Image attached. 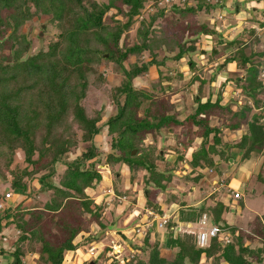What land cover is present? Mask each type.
Masks as SVG:
<instances>
[{
	"label": "trees",
	"instance_id": "1",
	"mask_svg": "<svg viewBox=\"0 0 264 264\" xmlns=\"http://www.w3.org/2000/svg\"><path fill=\"white\" fill-rule=\"evenodd\" d=\"M188 1L166 5L154 0L153 11H148L150 0H0V48L6 47L10 52L0 59V161L10 170V191L23 196L13 205L15 211L10 212L12 205L7 204L0 209V255L12 257L6 264H66L69 252L101 241L113 216L107 221L106 204L94 202L87 190L94 189L102 179L97 168L101 151L92 144L104 129L111 141L105 163L123 164L131 173L142 168L148 174L145 182L161 191L171 174L160 169L158 161L164 162V152L153 153L148 136L155 138L164 132L186 148L194 139H200L190 154L193 168L215 165L213 154L228 161L232 147L242 151L241 161L264 156V31L261 37L253 28L249 30L255 47L247 54L243 42L224 39L215 22L211 26L196 20L198 13L213 6L211 0H195L194 4ZM230 3L224 0L222 8ZM240 4L236 2L237 6ZM42 16L53 25L56 38L49 40L45 48L29 53L31 41L20 33V27L33 17ZM159 18L164 21L161 26L155 25ZM133 26V41L128 42ZM202 37L216 38L223 50L231 48L228 58L217 67L220 70L231 63L240 70V75L226 78L222 86L233 84L232 91L245 97L242 104L237 105L236 98L222 104L224 90L217 92L214 101L210 92L204 95L202 90L206 83L215 81L216 71L208 79L193 73L189 83L198 85L191 111L176 108V86H164L165 82L180 78L179 74L162 76L157 71V79L148 88L134 85V79L146 75L152 66L164 65L165 57L156 59L162 48L168 52L176 49L170 58L179 61L196 49ZM145 54L148 60L143 58ZM216 54L217 49L212 48L211 57ZM102 65H110L122 76L109 89L116 110L104 122L102 113L89 109L85 102L90 89L101 87L106 81ZM187 65L191 69L196 66L190 58ZM236 106L237 110L233 109ZM226 112L231 115L226 116ZM212 118L218 123L212 124ZM241 129L245 132L237 140H222L227 131ZM80 141L91 145L68 159V153ZM17 150L23 152L22 167H12ZM134 150L137 154H133ZM177 159L181 160L182 154ZM57 163L64 169L58 183H53L48 178L56 174ZM260 169L264 172L263 167ZM0 176L7 178L1 169ZM33 180L49 196L42 206L28 208L33 200L31 194L35 193ZM24 201H29L27 206ZM155 203L148 201L152 214L161 217L164 213ZM165 203L177 205L176 220L165 224V248L172 250L173 255L162 253L160 241L152 239L151 227L141 245L129 240L133 249H148V258L129 253L121 257L120 264H264V216H256L247 229L225 226L230 233L226 244L214 237L202 246L197 243L196 232L189 228L199 224L203 215L211 214L215 224L221 222V213L228 207L220 201L213 206L188 205L175 195H170ZM179 223L188 227H179ZM94 225L96 229L92 231ZM257 238L262 245L252 246ZM8 239L12 245L5 248ZM31 254L36 257L30 260ZM112 261L119 262L114 256ZM91 263L97 264L95 259L88 261Z\"/></svg>",
	"mask_w": 264,
	"mask_h": 264
},
{
	"label": "rangeland",
	"instance_id": "2",
	"mask_svg": "<svg viewBox=\"0 0 264 264\" xmlns=\"http://www.w3.org/2000/svg\"><path fill=\"white\" fill-rule=\"evenodd\" d=\"M148 4V11H153L154 0H150ZM185 1V0H184ZM183 0H174V3H182ZM251 1V3H250ZM172 2H165L166 5H170ZM189 4H194L195 0H189ZM164 3V2H162ZM213 6L209 8L207 12L201 11L198 13L196 20L199 22L205 21L210 23L209 25L214 26L211 22H215L217 29L222 33L224 39L237 38L243 42V49L245 53L249 54L255 45H252L253 37L249 33L252 27V23H260L261 17L264 16V10H260L259 6L264 9V0H245V6L242 2L238 11L235 7L229 10L228 8H222L224 0L216 1L211 0ZM150 4L151 7H150ZM155 25H163L164 21L162 19L156 20ZM129 32L128 42L133 41L134 29ZM20 33H25L27 39L31 41V48L29 53L36 52L39 48L47 45L49 40L55 39L56 34L53 29V25L47 21L46 16L40 18L33 17L32 19L26 21L20 27ZM261 33V32H260ZM262 37V34H260ZM217 39L214 37H202L199 38L196 43V49L190 52L179 61H174L170 57L175 54L176 49L172 52H168L165 48L156 53V59L160 61L164 57V65L159 67L152 66L149 72L141 78L134 79V85L136 87L148 88L149 84L157 79V71H160L162 76H174L181 75L180 78L172 80L170 83L165 82L164 86L169 84L176 86L179 92L173 96L175 105L177 109L182 107L192 109V96L197 92L198 82L189 83L193 73L200 75L204 79H208L211 74L216 71L217 77L213 83H206L203 90L204 95L211 93V100L216 99L217 92H222V104H226L231 99H237V105L242 104L245 97L237 92H233V84L223 85V81L230 77H236L240 75V70L235 64H227L225 68L218 69L217 64L222 63L231 51V48L226 50L222 49V45L216 43ZM173 44V41L170 42ZM224 47V46H223ZM257 47H261L258 44ZM212 48H216L218 54L211 57L210 52ZM9 50L4 47L0 48V59L9 55ZM106 56V54H105ZM148 60V54L143 57ZM192 59L196 66L195 69L188 67V60ZM133 58H131L132 61ZM127 64V63H126ZM224 67V64L222 65ZM101 70L104 71L106 76V81L101 87H92L86 97V104L89 109H97L102 113V122L107 119L108 116L113 114L116 110L114 102L110 98L109 89L114 85L118 84L122 78L121 74L113 71L111 66L102 65ZM189 84V85H188ZM181 90V91H180ZM230 97V98H229ZM205 99V98H204ZM143 107V106H142ZM234 107L233 109L237 110ZM226 116H230L231 112L224 113ZM184 115H182L183 117ZM264 122V121H263ZM212 124L218 123L216 118H212ZM177 131H180L177 129ZM166 133H160L155 138L148 136V145H152L154 150L153 153H157L158 150L164 152L163 160L164 162L158 161L159 167L165 174H171L170 181L166 183V188L160 190L153 183H146L145 178L147 177V172L139 168L136 172L131 173L127 166L120 163L108 164L105 163L108 151H110V139L106 135L105 129L96 136L92 147L101 151V164L98 165V170L102 175L100 183L94 189H88L87 193L96 203H105L106 209H104L105 218L110 221L113 216V220L109 228L101 236L100 242L96 244L91 242L90 245L81 246L75 252H69L65 259L66 264L74 260L79 263L88 264L90 260H96L97 264H112L113 256L120 264L121 257L123 255H129V253H135L137 256L144 259L148 258L149 250L139 251V249H133L131 243L134 245H141L143 243V238L146 230L153 228V237L160 241V247L163 254L167 256H172L173 251L167 250L165 248L166 240V227L163 224V218L157 217L156 214H152L153 210L148 205L150 203H155L161 208L162 214H166L165 220L177 218V205H167L166 199H169L170 195H175L177 199L183 200L188 205H200L213 206L219 200L223 199V205L228 207V210L223 209L221 213V222H218L222 229H227L225 226L229 227H240V229H247L250 222H252L256 216H264V172L261 171V167L264 168V156L260 154L259 156H253L251 158H257L255 161L254 172L250 173L245 184L240 181V174L233 170L235 164L230 162V159L236 161L238 166L239 155L242 151L240 148L232 147L230 148L231 157L228 161L225 158L219 157L217 154H213V159L215 165L204 168H193L190 165L191 151H193L199 144L200 139H194L189 148L181 146L176 142L175 138H171V135L165 136ZM240 135L233 136L228 131L222 136L223 141H228L230 139H238ZM173 137V136H172ZM180 134V138H182ZM185 138V136H184ZM211 142V140H209ZM90 142H82L73 148L68 153V159H73L79 155L82 151L90 147ZM209 143L206 144L208 147ZM142 152L139 151L138 155ZM15 155V161L12 167H22L23 162V152L17 150ZM133 154H137V150H134ZM182 154V159L179 160L177 156ZM249 158V159H251ZM244 160L241 165H244L247 160ZM164 163H167L166 166ZM247 164V163H246ZM164 165V166H163ZM248 165V164H247ZM245 165L244 168L247 166ZM5 165L0 161V169L7 176L6 179L0 176V201L7 203L8 199H5L3 193L10 191L9 180L11 179L9 168L4 167ZM239 167V166H238ZM64 167L62 164L57 163L55 165L56 174L53 177L48 178L49 181L53 183H58L59 174L63 171ZM239 169V168H238ZM241 169V167H240ZM244 170V169H243ZM259 172H262L261 176ZM198 179L196 180V178ZM228 183L229 188L225 186ZM32 186L35 191L31 194L32 201L34 205H42L44 201L48 198L49 193L42 190V186L33 180ZM224 184L223 186H221ZM149 190V193L146 191ZM233 189H238L242 197L235 199L233 197ZM13 190V189H12ZM12 192V191H10ZM13 195V196H12ZM10 198L14 197L12 192ZM147 196V197H146ZM9 211H15L12 206L9 207ZM112 211V212H111ZM176 213V214H175ZM160 214V215H162ZM211 215V214H210ZM208 215L209 221L211 222V216ZM163 216V215H162ZM10 218V216H9ZM161 223V225H159ZM225 223V224H224ZM199 224L194 225L192 232H197L196 228ZM92 229H96V226H92ZM185 228V227H184ZM93 231V230H92ZM159 232L164 233V235H159ZM123 235V236H122ZM131 243H130V241ZM152 241V240H150ZM6 244H9L8 239L5 240ZM153 242V241H152ZM262 240L256 239L252 246H261ZM30 259V258H29ZM31 260V259H30ZM70 262V263H71ZM259 264V263H253Z\"/></svg>",
	"mask_w": 264,
	"mask_h": 264
},
{
	"label": "built area",
	"instance_id": "3",
	"mask_svg": "<svg viewBox=\"0 0 264 264\" xmlns=\"http://www.w3.org/2000/svg\"><path fill=\"white\" fill-rule=\"evenodd\" d=\"M160 1L165 3V2H172L174 0H160ZM218 1H221V0H218ZM225 1L231 2V3H234V2L244 3L245 2V0H225ZM260 21H261L260 25L254 26V29L256 30V32L264 31V16L261 17ZM261 77L264 80V70L261 73ZM11 195L12 193L10 191H7L4 193V198L10 199ZM233 197L235 199H239L242 197V195L239 191H234ZM4 205L5 203L0 201V209L3 208ZM160 218H163V224H166V222L168 221V219L165 220V218H167L165 214L159 217V219ZM159 225H161V223H159ZM196 237H197V243L202 246L206 245L208 241L210 240V238H214V237H218L222 244H226L230 241V233L226 229L220 228L219 225L215 224L212 220L210 222L209 217L207 215H203V217L199 220V226L196 232Z\"/></svg>",
	"mask_w": 264,
	"mask_h": 264
},
{
	"label": "crops",
	"instance_id": "4",
	"mask_svg": "<svg viewBox=\"0 0 264 264\" xmlns=\"http://www.w3.org/2000/svg\"><path fill=\"white\" fill-rule=\"evenodd\" d=\"M250 3H251V1H250ZM230 5V6H229ZM228 6H227V8L229 9V10H227V12H229L230 11V9L231 8H233V6L235 7V10L236 11H238V9H239V6L240 5H236V2H234V3H230ZM236 5V6H235ZM243 6H245V4L243 3ZM259 9L260 10H263L262 9V7L261 6H259ZM232 10V9H231ZM253 25H252V27H250V28H253L254 29V26H256V25H258L257 23H252ZM254 31H255V33L256 34H258V35H260V32H256V30L254 29ZM224 82V81H223ZM213 83V82H212ZM234 93L235 92H237V91H233ZM238 93V92H237ZM230 98V97H229ZM177 108V107H176ZM243 132H245V129H241V130H238V131H229V133L231 134V135H233V136H238V135H240L241 133H243ZM230 140H234V139H230ZM240 156H241V152H240V155H239V159H240ZM257 160V158H251V159H249V160H247L246 161V163L248 164H244V165H241L240 166V164L244 161H241V160H239V162L237 163L238 164V166L236 165V161L235 160H233V162L232 163H234L235 164V166H234V168H233V170L234 171H236V172H238L239 174H240V179H242V181H240L242 184H245L244 183V181L246 180V178L248 177V175L252 172H254V167H255V161ZM245 162V161H244ZM245 165H247L245 168H244V166ZM240 167H241V169H240ZM239 168V169H238ZM244 169V170H243ZM224 184H222L221 186H223ZM225 186L226 187H228L229 188V185H228V183H226L225 184ZM230 189V188H229ZM233 191H239L238 189H233ZM240 192V191H239ZM12 193V192H11ZM241 193V192H240ZM242 195V194H241ZM13 196V195H12ZM23 198V196H15V194H14V197L13 198H10V199H8V201H7V205H14V204H17V201H20L21 199ZM16 201V202H15ZM220 202H224V200L223 199H221V200H219ZM29 202V201H28ZM27 201H24L23 202V205H25V204H27L28 203ZM25 206H27V205H25ZM42 206V205H41ZM33 207H40V205H34V201H31L30 203H29V206H28V208H33ZM176 214V213H175ZM166 215V214H165ZM174 220V219H173ZM196 225V224H195ZM178 226L179 227H182V228H184V227H188L187 225H184L183 223H179L178 224ZM194 226V224L191 226V228ZM196 229H198V226H197V228ZM106 231H107V229H106ZM105 231V232H106ZM105 232H104V234H105ZM164 235V233H162V232H159V235ZM104 237V236H103ZM165 237H166V235H165ZM8 241V240H7ZM9 241H10V243L9 244H6V242L4 243V247L5 248H8V247H11V245H12V240L11 239H9ZM93 242H95L96 244H98L99 242L98 241H93ZM92 242V243H93ZM36 257V254H31V255H29V257L28 258H30V259H34ZM12 260V257L9 255V254H2V255H0V264H6V263H8V262H10ZM75 261V260H74ZM73 261V262H74ZM71 262V261H70ZM33 263V262H32ZM223 264H225L224 262H223Z\"/></svg>",
	"mask_w": 264,
	"mask_h": 264
},
{
	"label": "water",
	"instance_id": "5",
	"mask_svg": "<svg viewBox=\"0 0 264 264\" xmlns=\"http://www.w3.org/2000/svg\"><path fill=\"white\" fill-rule=\"evenodd\" d=\"M133 152H134V151H133ZM230 162H233V159H232V158L230 159ZM91 264H93V263H91Z\"/></svg>",
	"mask_w": 264,
	"mask_h": 264
}]
</instances>
